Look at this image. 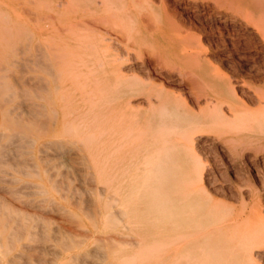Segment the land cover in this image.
<instances>
[{
	"label": "rangeland",
	"instance_id": "374dc122",
	"mask_svg": "<svg viewBox=\"0 0 264 264\" xmlns=\"http://www.w3.org/2000/svg\"><path fill=\"white\" fill-rule=\"evenodd\" d=\"M154 2L156 9L147 16L148 35H158L164 47L162 58L151 70L153 81L182 93L196 112L200 106L214 103L215 96L207 93L227 82L237 102L255 112L253 121H235L224 102L223 110L230 119L194 133L191 144L195 151L182 162L195 165L192 177L200 188L201 204H218L221 213H231L236 219L237 223L224 231L241 238L257 234L259 241L252 246L249 260L231 259L226 256L228 251L220 253L226 259L203 256L198 249L201 259L192 264H264V119H259L264 116L259 99L264 91V0ZM106 36L123 39L120 44L110 41L121 69L148 80L146 63L138 57L134 39L130 35ZM27 40L26 34H0V243L2 249L5 244L11 249L6 255L0 248V264H124L141 244L124 242L125 236L134 239L137 235L122 227L117 211L118 225L105 219L108 134L102 133L90 149L79 150L78 145L64 142L46 150L38 130L29 131L31 136L24 130ZM128 41L131 47L126 46ZM130 101L135 109L126 122L139 120L145 125L148 119L138 109L147 107L144 95L132 96ZM211 227L199 230L210 231ZM141 232L149 242L161 237L155 223L145 225ZM219 239L208 240L214 243ZM193 242L202 245L205 239L197 237ZM131 264L170 262L163 257Z\"/></svg>",
	"mask_w": 264,
	"mask_h": 264
},
{
	"label": "bare ground",
	"instance_id": "6f19581e",
	"mask_svg": "<svg viewBox=\"0 0 264 264\" xmlns=\"http://www.w3.org/2000/svg\"><path fill=\"white\" fill-rule=\"evenodd\" d=\"M155 9L154 0H0V34H26L28 39L24 130L28 134L38 130L46 150L64 142L78 145L79 150L90 149L98 144L102 133L108 134L105 219L118 225L117 211L122 227L137 235L134 239L125 236L124 242L141 244L124 264L163 257L170 264H192L200 261L201 251L209 257H222L220 253L228 251L226 256L231 259L249 260L260 235L241 238L227 234L224 229L235 225L236 219L231 213H221L218 204H201L200 188L192 177L195 165L182 160L195 151L191 144L194 133L230 119L223 110L224 102L229 104V114L235 121H253L255 112L237 102L227 82H222L214 93H207L215 96L214 103H207V108L200 106L196 112L182 93L153 81L151 70L163 56L160 37L148 35L151 27L147 16ZM106 34L130 35L134 39L133 47L146 63L148 80L137 72L121 69L110 41L119 43L123 39ZM126 46H130L129 41ZM140 94L147 107L138 109L148 121L145 125L139 120L127 123L129 112L135 109L130 98ZM259 97L263 103L260 111L264 112V91ZM259 119L263 121L264 116ZM19 129L23 130L20 125ZM19 129L17 132L22 131ZM149 223L156 224L161 236L152 242L145 240L141 232ZM207 226L213 229L199 230ZM197 237L205 242H193ZM5 245L0 248L7 255L11 249Z\"/></svg>",
	"mask_w": 264,
	"mask_h": 264
}]
</instances>
